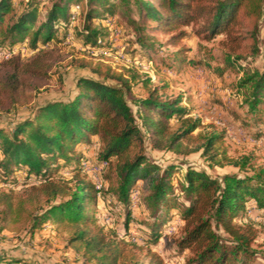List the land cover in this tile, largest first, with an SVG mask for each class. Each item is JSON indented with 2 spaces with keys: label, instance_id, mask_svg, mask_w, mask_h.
I'll return each mask as SVG.
<instances>
[{
  "label": "trees",
  "instance_id": "trees-1",
  "mask_svg": "<svg viewBox=\"0 0 264 264\" xmlns=\"http://www.w3.org/2000/svg\"><path fill=\"white\" fill-rule=\"evenodd\" d=\"M132 3L137 12L131 17L137 36L129 53L132 60L147 63L149 50L157 45L147 41L145 31L151 38L156 32L170 34V44L176 45L188 34L182 28L192 23L206 40L226 35L228 61L261 51L264 0H53L43 21L39 16L45 0H0V47L27 40L37 50L27 59L17 54L0 63V114L32 108L30 114L0 125V177L17 185L22 176L24 186L21 193L0 191V230L30 234L51 224L85 264H165L150 246L168 236L167 223L178 216L183 224L175 244L180 253L189 250L188 264H252L257 231L247 221L248 210L264 216V169L219 179L183 163L152 161L147 144L182 157L200 152L211 166L238 165L226 153L224 133L199 130L202 121L191 115V107L181 105L182 95L162 99L161 86L155 85L144 96L131 97L130 79L98 52L113 43L112 30L102 19L115 17L120 5L133 11ZM76 5L80 10L74 16ZM71 30L87 51L72 57L69 66L87 69L90 75L77 79L76 92L67 99L33 105L32 92L39 86L35 80L49 78L64 60L58 48L47 45L60 32L66 41ZM240 86L246 91L248 115L264 132L258 115L264 108V69L245 72ZM94 137L106 163L104 197H114L125 210L122 235L100 225L95 208L100 190L86 179L80 164L84 155L77 145L91 147ZM67 165L71 176L59 175ZM139 179L149 190L150 214L140 225L143 244L127 237L133 221L131 194ZM0 264L36 263L0 252Z\"/></svg>",
  "mask_w": 264,
  "mask_h": 264
},
{
  "label": "rangeland",
  "instance_id": "rangeland-1",
  "mask_svg": "<svg viewBox=\"0 0 264 264\" xmlns=\"http://www.w3.org/2000/svg\"><path fill=\"white\" fill-rule=\"evenodd\" d=\"M52 1L45 0V4L40 6L43 11L39 16L40 21L44 20V10L51 5ZM132 7L133 11H130L128 6L120 5L116 9L115 17L102 19V23L108 24L112 30L113 43L110 49L98 52L130 79L131 97L144 96L146 90L155 85L161 86L162 99L182 95L184 101L181 105L191 107V115L202 121L199 130L206 133H224L223 146L226 153L237 161L238 165L211 166L200 152L182 157L172 152L154 150L147 144L149 158L158 163L166 161L183 163L184 168L190 165L196 170H204L219 179L229 173L253 175L256 171L264 169V132L257 130L260 124L256 126L254 119L248 115L246 91L240 86L245 72L264 69V25L260 33V53L238 61L227 60V49L223 44L226 39L224 33L212 40H206L203 36L196 34L195 28L198 24L184 26L182 29L188 34L176 45L170 44V34L156 32L151 38L150 32L145 31L147 41L157 44L149 50L151 51L148 57L150 60L146 63L142 60H132L129 56L137 37L136 27L131 20V17H137L133 3ZM74 10L76 13L80 8L76 5ZM99 19L100 17L96 18L97 23ZM72 32L71 30L64 42L61 41L63 32H60V38L47 45L58 48L57 53L61 54L64 60L53 69L49 78L35 80L39 86L32 92L35 95L33 105L55 99H67L76 92L77 79L90 75L87 69L75 65L69 66L68 61L72 57L82 56L86 53L85 50L87 51V47ZM40 45L46 46L43 42ZM36 51L29 46L27 40L13 47H0V63L17 54L27 59ZM31 109L30 106H21L11 115L0 114V125H5L13 117L30 114ZM258 115L261 116L260 123L264 125L263 107ZM246 119L249 122H246ZM94 139L95 143L91 147H88L86 143L77 145L78 150L84 155L80 164L87 173V180L92 181L96 188L98 183L102 185L98 193V204L95 207L100 225H103L108 232L118 231L122 235L125 210L119 207L114 197H104L103 191L108 185L105 180L107 169L103 164L105 162L99 157L100 148L97 137ZM69 167L70 165L65 166L58 174L70 177ZM22 179L23 177L19 176V183L15 185L0 177V191L13 190L15 193H21L24 189ZM148 192L145 181L139 179L131 194L133 221L127 237L130 241L140 244H143L145 235L140 225L150 214L146 203ZM247 221H253L257 231V236L251 245L252 250L255 251L252 264H264V216L258 215L256 209L250 208ZM2 224L0 215V226ZM167 224L168 236L163 235L157 244L150 246L151 250L158 253L165 264H188L189 250L186 249L180 253L175 244L183 221L180 217L173 216ZM221 233L225 235L224 232ZM0 252L18 257L26 256L36 264H85L79 253L69 247L66 241L57 237L51 224H46L30 234L25 230L2 228Z\"/></svg>",
  "mask_w": 264,
  "mask_h": 264
},
{
  "label": "built area",
  "instance_id": "built-area-1",
  "mask_svg": "<svg viewBox=\"0 0 264 264\" xmlns=\"http://www.w3.org/2000/svg\"><path fill=\"white\" fill-rule=\"evenodd\" d=\"M77 8H80V6L79 5H77ZM79 11V10H78ZM78 11H76V13L74 14V16H76L77 15V13H78ZM11 55V54H10ZM104 165H106V163H103ZM98 167H100V166H98ZM97 188L98 189H101L102 188V185H101V183H98L97 185Z\"/></svg>",
  "mask_w": 264,
  "mask_h": 264
}]
</instances>
